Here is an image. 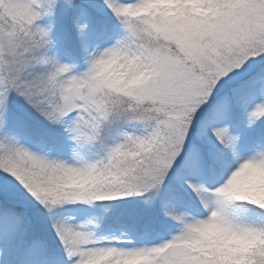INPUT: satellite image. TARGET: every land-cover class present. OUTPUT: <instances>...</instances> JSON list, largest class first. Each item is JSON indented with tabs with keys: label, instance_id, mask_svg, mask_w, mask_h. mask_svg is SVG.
Instances as JSON below:
<instances>
[{
	"label": "snow or ice",
	"instance_id": "snow-or-ice-1",
	"mask_svg": "<svg viewBox=\"0 0 264 264\" xmlns=\"http://www.w3.org/2000/svg\"><path fill=\"white\" fill-rule=\"evenodd\" d=\"M0 264H264V0H0Z\"/></svg>",
	"mask_w": 264,
	"mask_h": 264
}]
</instances>
